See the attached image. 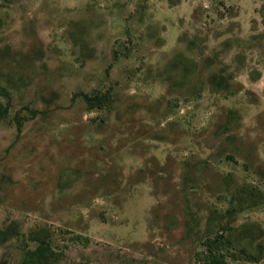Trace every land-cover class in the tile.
<instances>
[{
    "label": "rangeland",
    "instance_id": "obj_1",
    "mask_svg": "<svg viewBox=\"0 0 264 264\" xmlns=\"http://www.w3.org/2000/svg\"><path fill=\"white\" fill-rule=\"evenodd\" d=\"M0 85V229L25 235L0 264L38 227L55 264H204L226 220L222 264H264V0H0ZM244 183L263 202L222 215Z\"/></svg>",
    "mask_w": 264,
    "mask_h": 264
},
{
    "label": "trees",
    "instance_id": "obj_2",
    "mask_svg": "<svg viewBox=\"0 0 264 264\" xmlns=\"http://www.w3.org/2000/svg\"><path fill=\"white\" fill-rule=\"evenodd\" d=\"M207 80L213 89L223 90L229 88V81L219 72L209 74ZM0 92L5 95V100L3 102L0 101V118H2L7 114L10 101L9 94L2 85H0ZM81 96L88 107L103 106L107 105L109 102V95L107 92H82ZM26 117V115H19L18 113L14 115L16 128L20 127L21 120ZM261 202H263L261 192L252 185L244 183L229 193L227 206L222 211V215L231 216L238 210L252 207ZM210 214L211 213L208 214V219ZM244 225H241L240 227L242 228H239L236 232L239 235L243 234L248 236L251 240L258 237L259 241L256 242L257 250L249 253L244 246H240L237 251L242 254L244 258L256 261L260 256L263 246L261 243L263 229L258 224L254 223H250L251 226ZM227 229H232L228 220L224 221V223L219 222L215 229L209 230L202 235L203 251H201L200 256L204 264H222L224 262V252L221 246L226 248L233 245L230 238L231 233L227 231V233L224 234ZM251 230H256L255 237L251 233ZM12 236L21 238L25 236L17 229L14 220L10 221L4 229H0V242ZM27 238L29 241L33 242V245L30 246L28 243H23L18 264L56 263L58 258L57 252L52 248L49 234L44 227L30 230Z\"/></svg>",
    "mask_w": 264,
    "mask_h": 264
}]
</instances>
